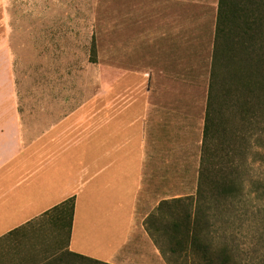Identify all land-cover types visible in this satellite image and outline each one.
<instances>
[{"label":"crops","instance_id":"obj_1","mask_svg":"<svg viewBox=\"0 0 264 264\" xmlns=\"http://www.w3.org/2000/svg\"><path fill=\"white\" fill-rule=\"evenodd\" d=\"M130 1L125 21L120 12L121 65H104L97 96L63 81L34 102L12 68L0 79V264L40 262L48 234L30 225L69 199L68 252L162 262L145 222L160 203L190 196L174 193L176 173L182 191L199 177L219 0ZM94 229L103 235L91 239Z\"/></svg>","mask_w":264,"mask_h":264},{"label":"rangeland","instance_id":"obj_2","mask_svg":"<svg viewBox=\"0 0 264 264\" xmlns=\"http://www.w3.org/2000/svg\"><path fill=\"white\" fill-rule=\"evenodd\" d=\"M130 2L0 0V79L6 70L12 68L16 75V86L28 88L34 102L38 101L40 93L53 91L54 87L63 84V81H66L64 85L73 81L78 87L91 86L97 96L101 93V71L104 65L116 68L121 65L120 12L123 8L125 21V10H128ZM63 71H69L73 77L65 79L66 73L62 74ZM98 101L101 102V99ZM91 111V107L83 109L79 111L78 116ZM85 137H88V134L82 139ZM246 137L247 140L237 147V155L236 151L232 152V157L237 159L236 163L239 164L238 184L242 186L238 198L230 200L224 207L220 205L219 208L210 198L207 200L206 232L214 247H229L240 264H264V131L262 127H251L250 134ZM243 147L247 149L246 152L241 149ZM241 152H244V158L239 157ZM85 163L86 159L84 163L80 162V165ZM180 178L176 173L174 193L190 195L184 198L185 204L194 209V201L190 198L196 197L199 177L197 179L191 175L186 178V191L177 189L180 186L177 184L181 181ZM149 189L145 182L140 192V200L145 197L144 193L150 194ZM158 192L164 195L167 191L160 188ZM153 193L155 195V191ZM155 197L150 199L154 200ZM151 206L155 208V205ZM149 209L150 205L147 210ZM151 214L150 217H155V209ZM98 216H101V213ZM95 221L97 220L93 217L89 227ZM169 221L170 218L165 216L161 223L168 225ZM146 224L149 226L151 222H145L147 230ZM47 234L48 247L54 243L56 233L49 228ZM100 235L103 233L97 229L90 232L91 239ZM157 241L159 243L155 244L158 248L168 252L165 240L159 237ZM92 244L95 245L94 242ZM105 254L100 251V256ZM160 257V264L173 263L169 254L164 256L160 251ZM58 258H61L58 264H94L70 256L60 255Z\"/></svg>","mask_w":264,"mask_h":264},{"label":"trees","instance_id":"obj_3","mask_svg":"<svg viewBox=\"0 0 264 264\" xmlns=\"http://www.w3.org/2000/svg\"><path fill=\"white\" fill-rule=\"evenodd\" d=\"M251 127L264 131V0H219L198 188L196 197H189L195 206L188 208L185 199L162 202L147 219L154 242L160 237L167 243L168 252L159 250L172 264H240L229 247L216 248L208 238L205 207L209 198L218 208L238 198L242 186L232 152ZM74 208L69 199L30 225L56 233L34 264H58L60 255L106 264L68 252ZM165 216L168 225L161 223Z\"/></svg>","mask_w":264,"mask_h":264}]
</instances>
